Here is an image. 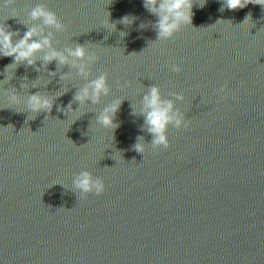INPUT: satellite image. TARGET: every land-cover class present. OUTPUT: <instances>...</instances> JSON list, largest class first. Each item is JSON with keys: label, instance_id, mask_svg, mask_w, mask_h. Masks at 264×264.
Here are the masks:
<instances>
[{"label": "water", "instance_id": "95a60500", "mask_svg": "<svg viewBox=\"0 0 264 264\" xmlns=\"http://www.w3.org/2000/svg\"><path fill=\"white\" fill-rule=\"evenodd\" d=\"M203 2L191 26L156 41L143 0H0V26L20 38L28 27L52 32L57 51L85 46L98 57L91 78L106 73L111 89L65 115L57 109L86 83L78 70L45 66L44 53L6 70L13 58L0 56V264H264V6L221 12L222 0ZM38 4L66 30L32 21ZM125 16L136 19L118 23ZM152 86L190 121L169 127L168 150H153L132 114ZM37 93L53 101L51 113L28 110ZM116 100L112 132L96 117ZM83 171L104 182L102 195L74 188Z\"/></svg>", "mask_w": 264, "mask_h": 264}, {"label": "clouds", "instance_id": "9594fccd", "mask_svg": "<svg viewBox=\"0 0 264 264\" xmlns=\"http://www.w3.org/2000/svg\"><path fill=\"white\" fill-rule=\"evenodd\" d=\"M15 4L16 0H4V7L6 8H14ZM194 4H196V0H143V7L151 15L157 17V22L154 24L157 33L156 41L171 40L181 31L182 27L191 26ZM205 4L206 0L203 3H199V7L203 8ZM249 4L264 6V0H222V7L219 11L223 12L225 9L237 11L247 7ZM15 17L16 13L13 10L12 16L9 18ZM30 18L32 21L42 22L45 27L55 29L57 32L66 30V26L61 22L60 18L43 4H38L31 9ZM135 19V17L125 16L118 23L130 26ZM250 19L251 14L249 13L242 24L248 23ZM25 26L27 27V25ZM110 26L115 30V23H111ZM145 27H147L146 24L140 25L141 29ZM121 35L124 36L125 33H121ZM52 37V32L45 36L43 35V29L34 26L28 27V30L20 38L18 31L14 32L4 25L0 26V56L13 58V63L6 70L10 67H18L21 64L33 67L36 64L37 54L44 53L42 60L45 66L53 62H56L60 67L70 66L78 70V75L86 81L73 96L72 101L67 106V110L58 108L57 111L65 112V115H68L69 113L74 114L77 112L76 109H73V104H78L81 108L88 102L92 105H99L103 97L110 95L111 89L106 73H102L94 79L91 78L90 65L95 63L98 57L95 53H90L82 45H77L74 49L67 48L63 52L57 51L52 47ZM85 60H87V63L82 62ZM170 69L175 73H179L182 70L175 64H171ZM50 75L55 76L56 73L52 72ZM68 78L67 74L61 76L62 80H67ZM5 82H7V79ZM226 90L227 85L217 90L221 95V100L228 99ZM9 99L13 105L19 104L18 97L14 92L10 94ZM176 99L183 100V96L177 95ZM121 102V100H116L104 107L102 112L96 117V122L103 128L114 132L119 127V124L114 121ZM27 107L32 113H51L53 101L37 93L29 97ZM132 114L140 115L144 118V127L141 130L147 131L152 136L151 147L153 150L161 148L168 150L170 148L167 136L169 127L180 130L188 128L190 124V121L185 120L180 112L174 110L171 100L162 98L160 88L157 86L149 88L148 93L143 96L141 107L137 111L133 106ZM133 150L141 155L145 153L146 148L142 136L137 137ZM73 186L84 197L92 193L100 196L105 191L104 182L100 178L94 179L88 171L81 172L73 181Z\"/></svg>", "mask_w": 264, "mask_h": 264}]
</instances>
